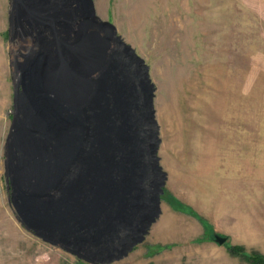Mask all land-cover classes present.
Listing matches in <instances>:
<instances>
[{"label": "rangeland", "instance_id": "rangeland-1", "mask_svg": "<svg viewBox=\"0 0 264 264\" xmlns=\"http://www.w3.org/2000/svg\"><path fill=\"white\" fill-rule=\"evenodd\" d=\"M9 2L0 0V264H92L27 231L9 201ZM93 2L149 66L166 172L160 215L111 264H252L231 248L264 255V0Z\"/></svg>", "mask_w": 264, "mask_h": 264}, {"label": "water", "instance_id": "water-1", "mask_svg": "<svg viewBox=\"0 0 264 264\" xmlns=\"http://www.w3.org/2000/svg\"><path fill=\"white\" fill-rule=\"evenodd\" d=\"M8 38L17 220L89 263L123 259L160 215L166 179L149 66L93 0H10Z\"/></svg>", "mask_w": 264, "mask_h": 264}, {"label": "trees", "instance_id": "trees-1", "mask_svg": "<svg viewBox=\"0 0 264 264\" xmlns=\"http://www.w3.org/2000/svg\"><path fill=\"white\" fill-rule=\"evenodd\" d=\"M232 253L238 254L240 256L245 257L248 261H250L252 264H264V255L259 253H252L250 255H247L245 251L242 249L241 246L234 245L231 248Z\"/></svg>", "mask_w": 264, "mask_h": 264}, {"label": "crops", "instance_id": "crops-1", "mask_svg": "<svg viewBox=\"0 0 264 264\" xmlns=\"http://www.w3.org/2000/svg\"><path fill=\"white\" fill-rule=\"evenodd\" d=\"M136 250V249H135ZM134 252H136L137 253V255H142V256H145V245L143 246V249H138L137 251H134ZM136 255V256H137ZM132 261H135L136 259L132 256ZM131 261V262H132ZM138 262V261H137ZM133 264H135L134 262H133ZM137 264H145V259H143V261H140V262H138ZM149 264H150V262H149Z\"/></svg>", "mask_w": 264, "mask_h": 264}]
</instances>
